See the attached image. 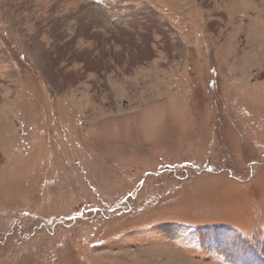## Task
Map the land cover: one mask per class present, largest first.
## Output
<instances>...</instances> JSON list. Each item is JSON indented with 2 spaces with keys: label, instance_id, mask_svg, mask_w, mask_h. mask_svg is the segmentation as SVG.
I'll list each match as a JSON object with an SVG mask.
<instances>
[{
  "label": "rangeland",
  "instance_id": "rangeland-1",
  "mask_svg": "<svg viewBox=\"0 0 264 264\" xmlns=\"http://www.w3.org/2000/svg\"><path fill=\"white\" fill-rule=\"evenodd\" d=\"M0 264H264V0H0Z\"/></svg>",
  "mask_w": 264,
  "mask_h": 264
}]
</instances>
